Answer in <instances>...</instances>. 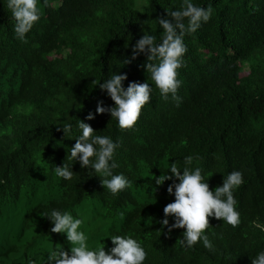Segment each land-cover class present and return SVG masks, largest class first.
Here are the masks:
<instances>
[{"label":"trees","instance_id":"trees-1","mask_svg":"<svg viewBox=\"0 0 264 264\" xmlns=\"http://www.w3.org/2000/svg\"><path fill=\"white\" fill-rule=\"evenodd\" d=\"M180 3L38 0L40 18L20 41L0 0V264H45L50 250L70 249L66 234L52 232L43 215L51 208L82 220L89 247L103 243L107 251L114 234L135 238L146 253L143 264H252L264 250V0H193L210 7L211 16L183 38L177 106L148 79L145 53L124 59L144 31L158 40L157 18ZM119 71L127 74L125 88L133 81L151 85L131 128L96 113L98 102L114 106L99 85ZM79 119L119 144L113 172L129 185L115 195L67 159ZM65 123L72 125L66 135L59 128ZM187 155L210 189L232 170L243 175L234 190L239 223L209 217L204 232L214 250L201 241L186 248L184 228L169 232L160 223L174 201L167 191L173 181L156 186L154 177L170 173L172 162L180 167ZM64 162L73 163L71 181L54 175Z\"/></svg>","mask_w":264,"mask_h":264},{"label":"clouds","instance_id":"clouds-1","mask_svg":"<svg viewBox=\"0 0 264 264\" xmlns=\"http://www.w3.org/2000/svg\"><path fill=\"white\" fill-rule=\"evenodd\" d=\"M5 3V0H4ZM38 0H6L7 9L15 20L13 32L15 37L25 40V35L33 24L40 18ZM167 10V15L158 17L157 23L162 28L159 39L144 31V34L132 45L130 58L124 59V64L141 53L146 54L144 67L148 79L154 82L160 96L168 100L169 97L177 106L182 98L177 94L181 81L177 78V70L183 65V55L186 52L185 34L195 32L202 22H207L211 16L210 7H202L193 0H181L180 7ZM126 73L114 72L100 83V88L106 90L107 95L114 101V106H104L98 102L96 113H110L120 128H131L137 121L141 108L149 101L151 85L148 82H130L125 88L123 81ZM86 119H93L89 113ZM72 125H59L64 134L70 132ZM79 134L75 144L68 150L67 159L78 161L82 169L91 170L101 178L104 189L115 195L129 185L128 178L123 173H114L117 167L114 161L115 150L119 144L108 135L96 134L85 120L77 121ZM73 164V163H72ZM72 164L55 166V177L65 181L73 178ZM161 175L155 176V185H162L166 180H172L167 191L174 195V201L165 205L162 225L168 226L171 232L174 228H184L181 244L186 248L193 247L197 241L209 250H214L204 230L209 226V217L222 218L223 222L235 227L239 223L237 201L234 190L243 183V175L239 170H232L223 177L221 185L209 188L208 181L202 176V169L193 166V156L183 157V164L178 167L172 162ZM181 169L183 171H181ZM91 176V175H90ZM52 223L51 231L65 233L70 245L68 251L55 248L47 253L45 264H143L145 250L133 237L125 235H110L112 245L105 250L103 243L96 247H89L88 236L81 230L82 220L74 217L67 210L51 208L43 214ZM173 218L169 224L168 217ZM264 231V228L261 229ZM109 237V236H107ZM32 264V262H30ZM252 264H264V250H260L252 257Z\"/></svg>","mask_w":264,"mask_h":264},{"label":"rangeland","instance_id":"rangeland-1","mask_svg":"<svg viewBox=\"0 0 264 264\" xmlns=\"http://www.w3.org/2000/svg\"><path fill=\"white\" fill-rule=\"evenodd\" d=\"M248 72H249V71H248L247 69H245V70L243 71V75H246Z\"/></svg>","mask_w":264,"mask_h":264},{"label":"bare ground","instance_id":"bare-ground-1","mask_svg":"<svg viewBox=\"0 0 264 264\" xmlns=\"http://www.w3.org/2000/svg\"><path fill=\"white\" fill-rule=\"evenodd\" d=\"M172 162V161H171ZM144 166V165H143Z\"/></svg>","mask_w":264,"mask_h":264}]
</instances>
